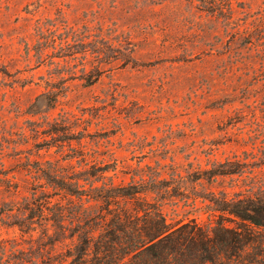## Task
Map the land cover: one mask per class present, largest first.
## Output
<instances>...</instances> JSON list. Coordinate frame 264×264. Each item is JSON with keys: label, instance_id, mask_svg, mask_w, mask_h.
Returning <instances> with one entry per match:
<instances>
[{"label": "rangeland", "instance_id": "1", "mask_svg": "<svg viewBox=\"0 0 264 264\" xmlns=\"http://www.w3.org/2000/svg\"><path fill=\"white\" fill-rule=\"evenodd\" d=\"M210 2L0 0V264L37 247L12 224L48 162L97 164L108 171L99 186L145 179L171 225L211 226L209 200L248 189L247 174L207 180L236 162L259 166L264 149L253 137L264 85L247 86L259 65L235 61L247 50ZM254 171L264 181V165Z\"/></svg>", "mask_w": 264, "mask_h": 264}, {"label": "trees", "instance_id": "2", "mask_svg": "<svg viewBox=\"0 0 264 264\" xmlns=\"http://www.w3.org/2000/svg\"><path fill=\"white\" fill-rule=\"evenodd\" d=\"M211 1L206 11L228 21L230 34L247 50L245 57L235 55V61L259 65H248L252 79L247 86L264 85V0L257 12L243 0ZM261 105L264 113V98ZM253 134L264 136V128L257 125ZM261 154L259 166L236 162L233 169L207 171V180L247 174L251 181L230 200H209L219 214L211 226L196 220L169 224L163 198L147 197L145 179L128 186H117L113 180L99 186L108 171L101 169L99 176L97 164L76 172L70 163L59 168L48 162V168L37 169L45 183L33 190L41 193L24 199V211L12 224L37 247L16 261L8 257L6 264H264V181L256 183L251 177L255 167L264 165V149Z\"/></svg>", "mask_w": 264, "mask_h": 264}]
</instances>
